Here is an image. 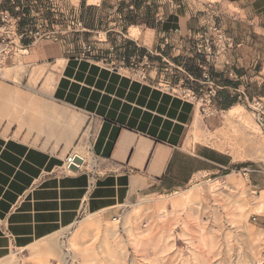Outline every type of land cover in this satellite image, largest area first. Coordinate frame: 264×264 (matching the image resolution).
I'll return each mask as SVG.
<instances>
[{"label": "crops", "instance_id": "obj_1", "mask_svg": "<svg viewBox=\"0 0 264 264\" xmlns=\"http://www.w3.org/2000/svg\"><path fill=\"white\" fill-rule=\"evenodd\" d=\"M217 2V21L228 28L237 46L215 57L212 74L220 92L227 91L234 99L240 92L254 97L249 82H264V0ZM24 3L29 4L27 7L33 5L29 10L21 5L29 16L36 10L45 16L51 15L49 11L65 14L68 21L79 19L85 31L73 32L77 35L71 38L64 36L63 41L25 42L33 45L27 57L30 63L48 62L52 66L45 84L51 86L52 101L73 113L70 116L64 110L56 112L71 125L60 133L70 142L66 148L56 150L0 134V264H14V259L9 258L14 251L29 250L32 255L52 258L57 245L53 238L83 216L99 214L114 219L143 197L173 195L209 176L240 169L225 153L204 144H187L188 125L191 127L196 117L191 103L153 83L131 77L124 69L111 68V62L119 65L124 57L141 59L152 52L176 64L185 63L195 77H200L196 47L199 33L210 18L211 3L24 0L21 4ZM7 6L10 4H1L0 11L8 10ZM230 7L235 14L229 13ZM83 38L94 46V52L82 53ZM151 61L158 68L165 66L160 57L152 56ZM157 75L156 69L150 73L152 78ZM40 77L33 81L36 83ZM21 93L0 86V123L18 126L17 134L25 130L29 135L34 130L40 133L42 125L50 128L47 114L42 113L44 100L28 102ZM81 134L87 147L83 144L79 151L76 147L69 151V145ZM71 154L83 159L76 172L62 168ZM192 197L195 195L175 203Z\"/></svg>", "mask_w": 264, "mask_h": 264}, {"label": "rangeland", "instance_id": "obj_2", "mask_svg": "<svg viewBox=\"0 0 264 264\" xmlns=\"http://www.w3.org/2000/svg\"><path fill=\"white\" fill-rule=\"evenodd\" d=\"M19 1L20 3L14 0L12 3L10 0H0V5L10 4L6 9L21 19H27L28 30L39 29L42 34L59 32L58 41H63L64 36L77 35L67 31L68 20L64 18L65 14L49 11L51 15L45 16L36 10L33 16H29L22 12L21 6L28 8L29 4H21L24 0ZM199 1L211 3L210 18L207 19L202 32L210 24L222 27L217 21L219 10L215 8L218 0ZM17 6L21 7V11L16 10ZM228 11L232 15L236 13L232 7ZM45 20L48 26L44 24ZM29 25L31 27H28ZM224 30L229 32L228 28ZM131 33L134 34L135 30ZM30 37L28 33V36L18 39L9 27L0 30V47L6 49V52L9 51L6 60L0 63V72L7 73L4 78L0 77V86L22 91L21 94L28 102L37 98L44 100L42 113L47 114L46 117L52 126L46 128L42 125L40 133L34 130L29 135L28 130L17 134L18 126H8L6 122H2L0 134L24 139L49 149L66 148L70 141L66 137L61 138L60 133L69 130L71 125L56 112L64 110L70 116L73 113L58 106L49 97L51 86L45 82L52 66L48 65V62L45 65L32 64L27 59L32 44L55 40L38 38L26 46L24 42ZM82 40L83 43H89L87 38ZM24 50L28 52L24 53ZM38 75L41 77L35 83L33 80ZM188 84L199 93V99L205 98L207 91L204 87L196 82ZM249 87L254 95L250 97L245 92L250 101L254 98H264V82L261 85L249 82ZM37 92L44 93L45 96L38 95ZM224 100L225 98L217 93L210 108L205 107L208 114L202 112L200 105L194 103L196 117L191 127L188 125L187 144H204L225 153L229 159L240 165V169L209 176L187 190L173 195L143 197L136 204L125 208L123 213L114 219L99 214L98 217L83 216L74 226L61 231L53 238L57 245L56 251L51 254L52 258L32 255L29 250L14 251L9 258L14 259V264H264V125L256 122L251 103L231 99L233 101L230 105L223 107ZM38 136L40 138H37ZM83 144L86 142L81 134L69 145L68 150L73 151L76 147L75 150L79 151V146H84ZM214 185H220L222 188L227 186V189H223V195L227 196L228 201L217 202L211 193ZM229 189L232 192H229ZM241 191L244 194L240 195ZM188 195H195L193 198L197 197L196 203L191 202L184 208L175 207V200L187 198ZM197 202L204 205L198 209V215L205 222L204 241L195 220L189 221L188 228L184 225V220L188 219L186 213L190 206L195 205L196 210ZM159 205L163 210L159 209ZM148 207L151 208L148 210ZM160 211H165L166 216L158 217ZM140 215H143L142 219L137 220ZM254 217L256 221H253ZM113 227L115 234L106 233L107 229ZM162 246H167L164 254H161ZM189 247L196 252V257L190 256L192 253ZM176 251L182 252L180 255L185 258L184 261ZM47 259L49 260L46 261Z\"/></svg>", "mask_w": 264, "mask_h": 264}, {"label": "built area", "instance_id": "obj_3", "mask_svg": "<svg viewBox=\"0 0 264 264\" xmlns=\"http://www.w3.org/2000/svg\"><path fill=\"white\" fill-rule=\"evenodd\" d=\"M33 5L28 8H32ZM17 11H21V7H16ZM21 21L20 16L12 15L8 10L0 11V30L7 29L9 27L12 29V33L15 37L24 38L30 34V39L32 43L38 38H52L55 41H58L59 32H49L42 34L39 29H34L24 32L19 31V23ZM44 24L48 26L47 20ZM3 27V28H2ZM53 27V26H52ZM68 32H84L83 23L76 18H71L68 21L67 26ZM200 43L197 45V55L200 57L198 61V69L200 71V77L197 78L194 74L187 69L185 63L174 64L171 60L161 53H152L148 52L141 57V59L136 56H131L128 59L122 58L121 64H116L111 62L112 70L124 69L127 71L131 77L143 82V83H153L162 91L170 94L173 97L181 98L184 101L191 103L194 106V103L199 100L198 95L191 86L189 82L199 83L202 87L206 89L205 98H200L204 101L206 107L213 104L220 86L217 83L216 78L213 76L211 71V65L214 63L216 56L226 55L228 52L234 50L237 46L234 38L229 35L222 27L216 24H210L204 30V32L199 33ZM29 46V45H26ZM82 53L84 55L90 54L95 51L94 46L91 43H83L81 46ZM8 52L6 49L0 47V63H3L8 57ZM11 52V50H10ZM160 57L162 62L166 64L164 68L159 69L157 65L152 64L151 57ZM153 69L158 70V75L156 78H152L150 73ZM239 93V91L237 92ZM239 101L245 100L248 103H251V108L254 111V117L256 122L259 125H264V98H254L251 101L245 92H240L237 97ZM75 156H67L66 160L63 163V170L70 171L68 169L74 161ZM253 221H256V218H253Z\"/></svg>", "mask_w": 264, "mask_h": 264}, {"label": "bare ground", "instance_id": "obj_4", "mask_svg": "<svg viewBox=\"0 0 264 264\" xmlns=\"http://www.w3.org/2000/svg\"><path fill=\"white\" fill-rule=\"evenodd\" d=\"M27 50H24L23 52H26ZM0 75L5 77L7 75L6 72H0ZM197 105H200V107L202 108V112H205L206 114H208L206 112V105L204 103V101L202 99H199L197 100L196 102ZM196 106V105H195ZM232 111V110H231ZM230 111V112H231ZM71 156H74V154H71ZM222 184V183H221ZM223 189H227V186L226 188H222L220 185H214L212 186V189H211V193H213V196L216 198L217 202L220 203V200H224V202L228 201L227 199V196H224L223 195V192L224 190ZM229 192H232L230 189H229ZM244 194V192H240V195ZM259 195V194H258ZM197 198V197H196ZM196 198H190L188 199V201H178L176 202V206L175 207H180V206H183L186 207V206H189L188 204H190L191 202H195L196 203ZM202 201V200H201ZM206 202V201H205ZM197 209L195 210V205L194 206H190V209L188 210V212L186 213V217L188 219L184 220V225L186 226V228H188L190 226V223L189 221H194L197 223L198 227H199V232H200V236H201V239L204 241L206 238H204L206 234H204L203 232V229H204V226H205V222L201 219V216L198 215V209H200L201 207H203L204 205L203 204H200L199 202H197ZM151 207H148V210L150 209ZM159 209L163 210V207L161 205H159ZM205 210H207V207L204 208ZM203 212L205 213V211L203 210ZM184 213V212H183ZM197 213V214H196ZM166 216V212L165 211H160L159 214H158V217H165ZM143 215H140L139 218L137 220H140L142 219ZM96 223V222H95ZM108 232H111L112 234H115L116 231H115V227L113 228H110V229H107L106 233ZM206 233V232H205ZM113 236V235H112ZM114 238V237H113ZM188 241V240H187ZM212 242V241H211ZM206 246V244H205ZM167 249V246L165 247H161V254H164V252L166 251ZM189 250L191 251V255L192 257H196V252L195 251H192L191 248L189 247ZM181 252V251H180ZM180 252L179 251H176L177 255H179V257L181 259H183V261L185 260V258L182 257V255H180ZM182 253V252H181ZM145 259V258H144ZM182 262V261H180ZM192 262V261H191Z\"/></svg>", "mask_w": 264, "mask_h": 264}, {"label": "trees", "instance_id": "obj_5", "mask_svg": "<svg viewBox=\"0 0 264 264\" xmlns=\"http://www.w3.org/2000/svg\"><path fill=\"white\" fill-rule=\"evenodd\" d=\"M23 9V8H22ZM28 9V8H27ZM29 10V9H28ZM9 11V10H8ZM10 12V11H9ZM22 12L23 13H25L26 15H28V11H26V9H24V10H22ZM12 15H14V13L13 12H10ZM15 16V15H14ZM23 17V16H22ZM24 18V17H23ZM26 25H27V23L25 24V19H21V21H20V23H19V31L20 32H24V31H27L28 30V28H26ZM28 31H30V30H28ZM30 41L32 42L33 40L32 39H30ZM24 44H26V45H28L27 43H25L24 42ZM191 71V70H190ZM196 76H198L197 78H199V74H197ZM218 93H220V95H222L224 98H225V100H224V102H222V106L223 107H227V106H229L230 105V103L233 101V100H231V99H234V98H232L228 93H227V91H222V92H218Z\"/></svg>", "mask_w": 264, "mask_h": 264}, {"label": "water", "instance_id": "obj_6", "mask_svg": "<svg viewBox=\"0 0 264 264\" xmlns=\"http://www.w3.org/2000/svg\"><path fill=\"white\" fill-rule=\"evenodd\" d=\"M82 162H83V159L80 156L76 155L74 157L73 163L71 165H69L68 169L70 171L76 172V171H78V167H79V165L82 164Z\"/></svg>", "mask_w": 264, "mask_h": 264}]
</instances>
